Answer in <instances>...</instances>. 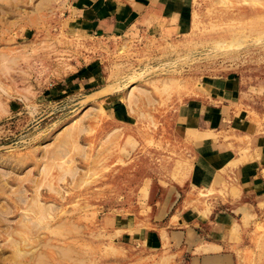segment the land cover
I'll use <instances>...</instances> for the list:
<instances>
[{"label":"rangeland","instance_id":"obj_1","mask_svg":"<svg viewBox=\"0 0 264 264\" xmlns=\"http://www.w3.org/2000/svg\"><path fill=\"white\" fill-rule=\"evenodd\" d=\"M70 1L0 0V264H188L152 221L167 189L181 226L211 211L214 192L182 188L176 115L212 79L262 90L264 0H187L180 31L115 37ZM248 212L235 257L264 264V202Z\"/></svg>","mask_w":264,"mask_h":264},{"label":"crops","instance_id":"obj_2","mask_svg":"<svg viewBox=\"0 0 264 264\" xmlns=\"http://www.w3.org/2000/svg\"><path fill=\"white\" fill-rule=\"evenodd\" d=\"M186 1L71 0L70 16L84 32L96 36L115 37L131 31L158 35L179 30L180 18L188 10ZM261 87L252 93L237 79H212L176 115L191 156L182 188L188 183L214 193L209 195L211 211L205 220L195 214L190 227L180 225L184 210L174 209L179 198L175 191L172 197L167 189L158 203L152 220L158 223V250L165 244L169 251L165 255L174 261L179 254H187L188 264H240L234 251L243 230L240 220L250 218L248 208L264 202V83ZM222 183L223 200L216 193ZM247 195L254 197L251 203L242 202Z\"/></svg>","mask_w":264,"mask_h":264},{"label":"bare ground","instance_id":"obj_3","mask_svg":"<svg viewBox=\"0 0 264 264\" xmlns=\"http://www.w3.org/2000/svg\"><path fill=\"white\" fill-rule=\"evenodd\" d=\"M28 210V209H27Z\"/></svg>","mask_w":264,"mask_h":264}]
</instances>
